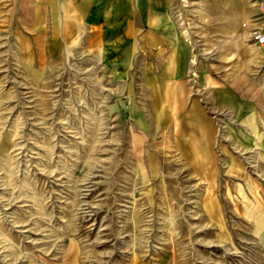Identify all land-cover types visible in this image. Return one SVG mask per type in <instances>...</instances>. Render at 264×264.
I'll return each instance as SVG.
<instances>
[{
	"label": "rangeland",
	"instance_id": "1",
	"mask_svg": "<svg viewBox=\"0 0 264 264\" xmlns=\"http://www.w3.org/2000/svg\"><path fill=\"white\" fill-rule=\"evenodd\" d=\"M210 1L176 9L195 77L247 96L264 83L243 27L257 0ZM2 20L0 264H264V138L228 134L222 110L217 165L193 168L187 121L142 73Z\"/></svg>",
	"mask_w": 264,
	"mask_h": 264
},
{
	"label": "crops",
	"instance_id": "2",
	"mask_svg": "<svg viewBox=\"0 0 264 264\" xmlns=\"http://www.w3.org/2000/svg\"><path fill=\"white\" fill-rule=\"evenodd\" d=\"M223 1L217 0L216 6L224 8ZM181 2L0 0V19L10 25H24L26 30L49 33L48 37L60 41L85 40L90 52L94 49L92 53L116 65L115 71L142 73L146 85L155 89V97L159 92L161 99L154 102L164 105L162 111L170 118L187 121L190 137L183 141L189 146L182 147L184 143L179 139L178 149L190 166L212 168L217 165L216 137L223 119L218 116L220 111L232 113L228 134L247 135L254 145L257 137L264 138V83L257 78L256 70L249 79L246 96L241 90L236 89V94L206 77L196 79L193 47L180 30L176 15ZM210 4L206 6L215 5L214 1ZM222 17L217 16L221 23ZM133 65L136 68H131Z\"/></svg>",
	"mask_w": 264,
	"mask_h": 264
},
{
	"label": "built area",
	"instance_id": "3",
	"mask_svg": "<svg viewBox=\"0 0 264 264\" xmlns=\"http://www.w3.org/2000/svg\"><path fill=\"white\" fill-rule=\"evenodd\" d=\"M257 11L243 23L249 40L257 47L264 49V0L256 1Z\"/></svg>",
	"mask_w": 264,
	"mask_h": 264
}]
</instances>
